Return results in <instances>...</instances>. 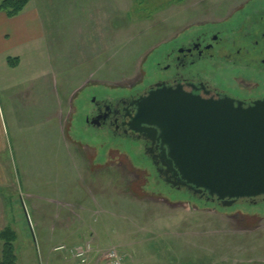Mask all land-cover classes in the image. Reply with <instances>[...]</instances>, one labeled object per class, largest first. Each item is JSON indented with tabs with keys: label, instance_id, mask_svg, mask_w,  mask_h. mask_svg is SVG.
<instances>
[{
	"label": "rangeland",
	"instance_id": "rangeland-1",
	"mask_svg": "<svg viewBox=\"0 0 264 264\" xmlns=\"http://www.w3.org/2000/svg\"><path fill=\"white\" fill-rule=\"evenodd\" d=\"M32 1L43 45L14 69L0 58V195L17 264H77L52 249L84 242L125 264H264V197L224 207L172 189L139 144L86 123L94 100L164 80L171 49L203 33L226 42L264 0Z\"/></svg>",
	"mask_w": 264,
	"mask_h": 264
},
{
	"label": "water",
	"instance_id": "water-1",
	"mask_svg": "<svg viewBox=\"0 0 264 264\" xmlns=\"http://www.w3.org/2000/svg\"><path fill=\"white\" fill-rule=\"evenodd\" d=\"M135 106L129 127L161 143L165 184L224 207L264 197V99L244 107L157 85Z\"/></svg>",
	"mask_w": 264,
	"mask_h": 264
},
{
	"label": "flooded vegetation",
	"instance_id": "flooded-vegetation-1",
	"mask_svg": "<svg viewBox=\"0 0 264 264\" xmlns=\"http://www.w3.org/2000/svg\"><path fill=\"white\" fill-rule=\"evenodd\" d=\"M242 7L236 9L237 13L244 9ZM251 7L254 9L237 22L232 37L226 42L222 41L225 38L222 39L220 34L203 33L179 48L171 49L165 56L164 80L113 101L94 100V112L86 123L107 129L114 140L118 138L139 144L158 177L164 183L166 177L172 180L171 174L166 176L161 165V143L151 142L129 127L137 111L135 102L157 85L173 89L181 87L187 93L206 99L229 98L244 107L263 100L264 6ZM180 190L186 191L184 188ZM194 196L221 205L205 193Z\"/></svg>",
	"mask_w": 264,
	"mask_h": 264
},
{
	"label": "crops",
	"instance_id": "crops-1",
	"mask_svg": "<svg viewBox=\"0 0 264 264\" xmlns=\"http://www.w3.org/2000/svg\"><path fill=\"white\" fill-rule=\"evenodd\" d=\"M46 30L47 27L44 26L43 11L40 12L38 8H34L32 0L27 9L17 18L8 19L4 14H0V58H2L4 65L8 66L7 60L9 58L18 59L17 66L12 67V69L29 64V55L26 53L32 52L33 47L37 48L36 46L43 45L44 36L47 33ZM2 79L3 77H1ZM5 140L4 132L0 131V144L3 146V150L1 151H5V147L8 145ZM9 162V159L0 161V185L3 184V181H10L8 177L6 178L5 173L3 175L1 174L3 168L1 164L3 165ZM3 198L0 195V232L8 227L5 219V204ZM65 227L67 228L66 230ZM70 229L72 228L67 225L62 228L60 227V230H64L63 232H65L64 239H68L66 234H70L68 233ZM38 234L41 235L40 233Z\"/></svg>",
	"mask_w": 264,
	"mask_h": 264
},
{
	"label": "trees",
	"instance_id": "trees-1",
	"mask_svg": "<svg viewBox=\"0 0 264 264\" xmlns=\"http://www.w3.org/2000/svg\"><path fill=\"white\" fill-rule=\"evenodd\" d=\"M31 0H0V14H4L8 19L20 16L29 6ZM9 67L17 66L18 59H8ZM17 234L6 227L0 232V264H17L14 244Z\"/></svg>",
	"mask_w": 264,
	"mask_h": 264
},
{
	"label": "built area",
	"instance_id": "built-area-1",
	"mask_svg": "<svg viewBox=\"0 0 264 264\" xmlns=\"http://www.w3.org/2000/svg\"><path fill=\"white\" fill-rule=\"evenodd\" d=\"M57 251H67L80 264H124L125 255L116 248L106 251L95 250L90 243H85L72 249L60 246Z\"/></svg>",
	"mask_w": 264,
	"mask_h": 264
}]
</instances>
